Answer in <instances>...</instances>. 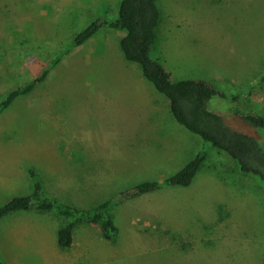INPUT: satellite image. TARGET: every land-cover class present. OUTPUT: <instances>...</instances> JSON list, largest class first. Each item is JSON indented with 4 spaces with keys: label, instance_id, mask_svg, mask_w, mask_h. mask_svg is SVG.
I'll use <instances>...</instances> for the list:
<instances>
[{
    "label": "rangeland",
    "instance_id": "374dc122",
    "mask_svg": "<svg viewBox=\"0 0 264 264\" xmlns=\"http://www.w3.org/2000/svg\"><path fill=\"white\" fill-rule=\"evenodd\" d=\"M119 2L0 0V102L37 78L94 20L117 16ZM158 3L162 21L152 57L173 80L219 86L226 97L214 96L209 108L264 144V127L242 117H264V0ZM121 37L118 29L102 28L0 113V156L8 163L0 174V206L32 194V168L51 196L89 208L141 181L170 177L204 147L209 154L216 149L176 121L170 100L124 57ZM143 122L171 134L157 132L154 143L139 132ZM181 129L189 135L177 136ZM57 146L63 155L47 157ZM114 211L118 239L175 240L157 253L126 259L117 251L125 245H110L99 226L82 223L71 247L63 248L58 231L67 220L56 211L30 209L0 223L3 264H264V183L226 152H216L191 185L124 199ZM87 237L96 239L82 240ZM223 242L234 260L221 253Z\"/></svg>",
    "mask_w": 264,
    "mask_h": 264
},
{
    "label": "trees",
    "instance_id": "16d2710c",
    "mask_svg": "<svg viewBox=\"0 0 264 264\" xmlns=\"http://www.w3.org/2000/svg\"><path fill=\"white\" fill-rule=\"evenodd\" d=\"M161 21L162 11L158 0H120L117 16L112 18L100 16L80 31L71 43L43 68L37 78L7 94L0 102V113L9 108L21 95L31 93L39 83L44 82L65 54L86 43L102 28L108 27L122 32L120 46L124 57L130 62L137 63L145 79L153 83L155 88L170 100V110L176 121L218 150L211 149L209 154L204 147L170 177L141 181L132 189L89 208L76 206L51 196L45 190L40 176L32 168L29 172L34 181V191L29 195H17L1 205L0 221L7 215L22 210L56 211L67 220L58 231V242L63 248L72 245L75 231L82 223L97 225L103 237L115 238L120 234V228L116 223L115 206L124 199L137 197L162 187L191 185L208 160L218 151L230 154L242 172L255 174L264 183V144L259 136L232 129L223 114L209 108V102L214 96L226 97L224 90L205 79L173 80L160 62V58L156 55L155 58L152 57V51L154 54V50L158 48V29ZM242 117L256 127H264V117L260 115L246 114Z\"/></svg>",
    "mask_w": 264,
    "mask_h": 264
},
{
    "label": "crops",
    "instance_id": "0c3cea01",
    "mask_svg": "<svg viewBox=\"0 0 264 264\" xmlns=\"http://www.w3.org/2000/svg\"><path fill=\"white\" fill-rule=\"evenodd\" d=\"M134 124L138 125L139 123H137V121H136V122H134ZM174 125L175 124L170 125L168 127L165 126V128H172ZM138 129L140 130L139 131L140 133H142V134H144L146 136L151 137L154 140V143L157 140V138L159 137L157 132L160 131V133H162L163 136H166V135L170 136L169 134H171L170 131H164L165 129L162 130L157 125H154V126H146L145 127V123H144V125H139ZM187 131H189V130H187ZM175 132H178V131H175ZM175 132H173V133H175ZM179 132H178L179 134L177 136L182 135V134L189 135V134H185L186 132L184 130H182V129L179 130ZM189 137H192V136H189ZM193 143L194 144H197V141L194 140ZM57 147H55V148L52 147L51 148L52 151L46 152L47 157H49V156L57 157L58 155H61L62 156L63 154L61 153V151L59 149V146H57ZM213 151H217V150L215 149ZM7 160H8V158H7ZM9 161H11V170H14V162L12 160H10V159L8 160V162ZM96 163H97V161H94V164H96ZM5 165L8 166V163L5 162V157L4 156H0V174H1V171L2 170H4V172H7L5 170V168H4ZM19 170H20V172L23 171L22 168L19 169ZM22 211H24V210H22ZM18 212H21V211L13 212V213L7 215L6 217H4L0 221V223H4L5 221H7L9 219V217L11 215H13L14 213H18ZM85 239H87V240L88 239H96V237H87V238H83L82 240H85ZM102 239H104L110 245H113V246L125 245L126 246L125 248H123V249H117V251L118 252H121V254H124L123 256H125L126 259L132 258V255L134 253H137L138 257L139 256H143V255H146V254H149V253H157L159 251V249L163 248L164 245H170L175 240L172 237L169 238V237H144V236L143 237H133V238L132 237H124V238H121V239H118L116 237L115 238L108 239V238H105L104 237ZM74 240H75V236H74ZM74 240H73V242H74ZM119 241H121L123 243H118ZM222 245H223V249H222V252L221 253L224 254V255H226V256H229L230 259H233L234 260L235 257L233 256V254L229 253L230 247L227 246L226 243L224 244V242H223ZM8 256H9V254H6V257L7 258H8ZM0 257H1V260H2V264H3V259L5 257L2 256L1 253H0ZM10 258L11 257L9 256V259ZM136 262H137V259H136L135 263ZM138 263L139 264H153V261H151V260H138ZM246 264H252V260L250 262L246 263Z\"/></svg>",
    "mask_w": 264,
    "mask_h": 264
}]
</instances>
